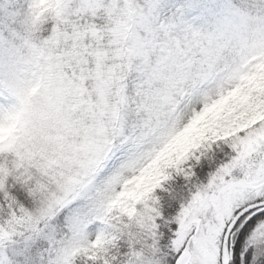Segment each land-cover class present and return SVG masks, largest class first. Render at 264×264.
Instances as JSON below:
<instances>
[{
	"label": "snow or ice",
	"instance_id": "snow-or-ice-1",
	"mask_svg": "<svg viewBox=\"0 0 264 264\" xmlns=\"http://www.w3.org/2000/svg\"><path fill=\"white\" fill-rule=\"evenodd\" d=\"M0 192V250L63 213L47 264H264V0H2Z\"/></svg>",
	"mask_w": 264,
	"mask_h": 264
},
{
	"label": "trees",
	"instance_id": "trees-1",
	"mask_svg": "<svg viewBox=\"0 0 264 264\" xmlns=\"http://www.w3.org/2000/svg\"><path fill=\"white\" fill-rule=\"evenodd\" d=\"M2 2V0H0ZM233 150L230 145L221 142L208 151L207 155L201 158L197 163L192 160L195 165V175L186 180L182 175H175L173 179L165 183L163 189H158L156 195L160 197L161 210L164 213V219H170L178 211L182 202L189 198L191 192L195 190L197 184L207 183L213 174L223 163L230 161ZM6 191L10 196L15 197L19 204L25 207L34 208L35 202L29 195L26 188L20 183H17L13 177H9L6 184ZM0 203L5 204L3 211H0V222L7 219L8 211L6 201H4V192H0ZM64 217L63 213L50 221L49 226L44 228L40 234H32L29 237L28 233L23 236L17 235L14 237V243H9L8 247L0 250V257L6 256L11 264H47L49 256L50 241L49 234L55 230L59 235L63 231ZM96 227V232L101 227L99 221L93 223ZM160 244L164 250L169 242V226L160 222Z\"/></svg>",
	"mask_w": 264,
	"mask_h": 264
},
{
	"label": "rangeland",
	"instance_id": "rangeland-1",
	"mask_svg": "<svg viewBox=\"0 0 264 264\" xmlns=\"http://www.w3.org/2000/svg\"><path fill=\"white\" fill-rule=\"evenodd\" d=\"M89 231L93 233V235L96 233V227L94 225L89 226Z\"/></svg>",
	"mask_w": 264,
	"mask_h": 264
}]
</instances>
